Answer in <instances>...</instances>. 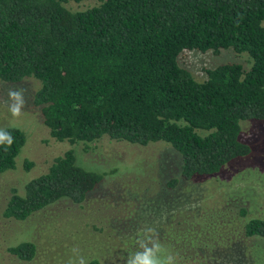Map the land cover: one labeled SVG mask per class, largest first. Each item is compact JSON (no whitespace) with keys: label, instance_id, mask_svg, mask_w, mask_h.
Wrapping results in <instances>:
<instances>
[{"label":"trees","instance_id":"obj_1","mask_svg":"<svg viewBox=\"0 0 264 264\" xmlns=\"http://www.w3.org/2000/svg\"><path fill=\"white\" fill-rule=\"evenodd\" d=\"M86 1L94 4L67 7ZM224 50L246 54L250 65L223 64L199 82L179 64L186 51ZM27 79L40 83L35 104L58 142L88 150L109 138L175 150L180 165L171 179L142 173L156 183L146 200L156 210L148 228L176 264H264L256 255L264 254V217L247 202L167 218L166 202L155 200L253 153L242 132L245 123L264 121V0H0V82ZM0 128L14 138L7 151L0 146L1 175L16 168L27 136L16 126ZM107 176L70 150L14 190L3 216L23 222L58 202L82 204ZM131 217L128 229L112 227L123 238L117 264L138 250L141 218ZM8 251L29 263L38 255L34 242Z\"/></svg>","mask_w":264,"mask_h":264},{"label":"rangeland","instance_id":"obj_2","mask_svg":"<svg viewBox=\"0 0 264 264\" xmlns=\"http://www.w3.org/2000/svg\"><path fill=\"white\" fill-rule=\"evenodd\" d=\"M93 4L70 2L67 7L81 11ZM230 63L250 65L246 54L232 50L186 51L179 57L180 66L199 82L207 79L206 70ZM10 88L25 89L26 105L18 118L8 111ZM39 89L40 83L35 79L17 84L0 82V126L19 127L27 136L16 168L0 175V264H70L81 255L87 264L95 259L101 264H117L114 259L121 251L123 238H116L112 227L126 230L131 226V216H136L141 218L138 228L144 230L156 217L155 208L151 213L146 205V200L151 199L148 190L156 187V183L142 172L164 183L177 173L179 156L165 143L139 146L105 138L86 150L83 145L58 142L44 123L41 107L35 104ZM242 140L253 147L249 157L233 161L215 176L182 182L177 190H163L155 196V200L166 202L167 218L174 213L218 209L236 199L247 202L251 212L264 217V121L245 123ZM70 150L76 151L81 163L95 164L106 171L108 176L100 187L76 206L58 202L23 222L5 218L3 211L13 191L22 190L27 182L45 174L56 158ZM124 166H129V170L123 171ZM135 170L141 171L138 177H134ZM133 179L135 186L130 184ZM130 212L133 213L128 217ZM22 242L37 245L38 255L33 262L20 261L9 253L10 247ZM73 248L78 252L74 253ZM256 255L264 259L263 253Z\"/></svg>","mask_w":264,"mask_h":264},{"label":"clouds","instance_id":"obj_3","mask_svg":"<svg viewBox=\"0 0 264 264\" xmlns=\"http://www.w3.org/2000/svg\"><path fill=\"white\" fill-rule=\"evenodd\" d=\"M8 111L13 118H18L23 114L26 105L25 89L10 88L8 90ZM14 138L12 134L0 128V146L5 151L13 144ZM155 229L147 228L141 231L137 239L138 250L128 255L126 264H176V258L172 254H167L162 244L154 238ZM73 252L77 253L78 249L73 248ZM70 264H87V260L81 255Z\"/></svg>","mask_w":264,"mask_h":264}]
</instances>
